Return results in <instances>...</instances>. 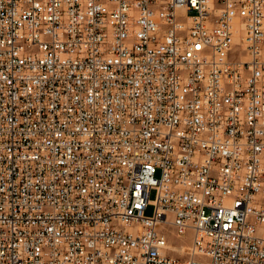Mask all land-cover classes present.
<instances>
[{"label": "built area", "instance_id": "obj_1", "mask_svg": "<svg viewBox=\"0 0 264 264\" xmlns=\"http://www.w3.org/2000/svg\"><path fill=\"white\" fill-rule=\"evenodd\" d=\"M0 264H264V0H0Z\"/></svg>", "mask_w": 264, "mask_h": 264}, {"label": "rangeland", "instance_id": "obj_2", "mask_svg": "<svg viewBox=\"0 0 264 264\" xmlns=\"http://www.w3.org/2000/svg\"><path fill=\"white\" fill-rule=\"evenodd\" d=\"M150 199H151V200H155V192H152V193H151ZM153 213H154V208L151 207V208H149L148 211L146 212V216H147V217H151V216L153 215ZM168 234H169V238H170V240L172 241L173 244H175V245H179V244H181V243H185V242H182V241H178L176 238H174V236L172 235L171 232H168ZM187 252H188L187 249H185L184 251L179 250V253H180L181 255H182V254L185 255V254H187Z\"/></svg>", "mask_w": 264, "mask_h": 264}, {"label": "bare ground", "instance_id": "obj_3", "mask_svg": "<svg viewBox=\"0 0 264 264\" xmlns=\"http://www.w3.org/2000/svg\"><path fill=\"white\" fill-rule=\"evenodd\" d=\"M185 249H186V248H179L178 251H179V250L184 251ZM187 250H188V249H187Z\"/></svg>", "mask_w": 264, "mask_h": 264}]
</instances>
